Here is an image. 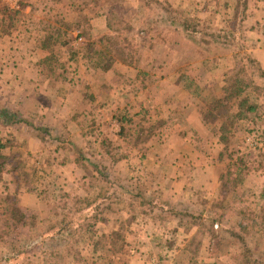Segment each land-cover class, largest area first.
<instances>
[{
	"label": "rangeland",
	"instance_id": "obj_1",
	"mask_svg": "<svg viewBox=\"0 0 264 264\" xmlns=\"http://www.w3.org/2000/svg\"><path fill=\"white\" fill-rule=\"evenodd\" d=\"M263 72L264 0H0V264H264ZM236 77L224 150L201 113Z\"/></svg>",
	"mask_w": 264,
	"mask_h": 264
},
{
	"label": "trees",
	"instance_id": "obj_2",
	"mask_svg": "<svg viewBox=\"0 0 264 264\" xmlns=\"http://www.w3.org/2000/svg\"><path fill=\"white\" fill-rule=\"evenodd\" d=\"M222 9L225 15H229L228 6H223ZM165 10L166 12L172 14L168 8H165ZM172 18L174 21L177 22V24L182 26L184 30L190 32L192 30H195L194 25L189 22L190 20L181 21L177 17H172ZM251 61L253 62V60ZM263 76H264V72H263ZM189 83L184 86V89L188 91L190 94L194 96H198L199 93L196 91V89H193L191 87V84ZM249 89H250V84H247L246 82H244L243 79L236 77L234 79H231L224 85L221 96L215 97L209 103L206 102L203 103V111L201 113L202 121L204 124L210 126L213 132L217 133L219 142L221 145H223L224 150L229 148V145L231 143L232 132L235 125L240 121L251 119L256 114L257 104L248 97ZM124 120H125L124 117H121L119 121L123 122ZM5 121L8 123L23 122L27 125L34 126L33 124H31L26 120H22V121L16 120L15 115L12 116L5 115ZM37 129L40 131H45L41 127H38ZM123 131L124 128L122 127L121 132ZM5 148H7V146L4 143H2V140L0 139V151ZM1 167L2 166L0 165V181L2 179ZM234 173L235 174L238 173L240 177L244 176L240 169H238ZM229 176H232V172L230 169L226 173L221 174V180L223 181V179H225V183H226V181L229 179ZM13 197L14 196L6 197L3 203L6 205L7 203H9L11 199H14ZM261 198L264 199V192L262 193ZM14 207L13 206L11 207L13 213L11 214L10 217H8L7 222H10L12 220L14 221L13 224L14 223L16 225L21 224L20 225L21 227L23 226L25 227L27 225V219H29L28 216L27 215L18 216L19 212L17 211L19 210V208H14ZM105 238L109 239L108 244L110 246L115 245L114 248H117L116 252H122L124 250L123 249L124 246L127 244L126 235L123 230L114 231ZM95 246H97V244H95ZM94 250H96V248ZM83 261L84 264H93L91 260L87 258H85ZM255 263L256 260L245 259L240 264H255Z\"/></svg>",
	"mask_w": 264,
	"mask_h": 264
}]
</instances>
